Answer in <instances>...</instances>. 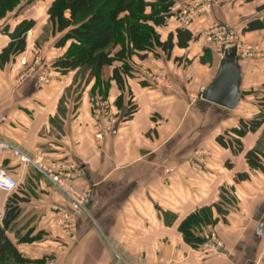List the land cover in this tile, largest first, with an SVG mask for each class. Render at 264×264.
<instances>
[{"label": "crops", "instance_id": "1", "mask_svg": "<svg viewBox=\"0 0 264 264\" xmlns=\"http://www.w3.org/2000/svg\"><path fill=\"white\" fill-rule=\"evenodd\" d=\"M198 1L173 0L172 15L156 28L163 44L173 36L171 50L133 56L123 86L114 79L119 63L104 70L107 98L98 94L94 79L82 78L85 73L53 67L69 44L57 46L62 34L43 37L47 7L0 21V56L21 22H36L21 56L0 64V139L47 168L64 167L75 188L90 189L76 219L78 239L70 244L59 225V211H71L69 198L36 166L23 171L19 213L5 236L29 264H264V170L251 169L246 160L263 138L264 124L241 139L242 150L228 143L241 120L261 114L264 29H256L255 21L264 18V0H216L210 13L185 25L181 13ZM213 22L233 28L243 47L234 59L241 73L234 110L203 99L223 61L208 38ZM40 58L48 83L33 72ZM145 74L165 83L151 87ZM130 100L135 110L127 117ZM105 122L117 133L105 132L99 141ZM221 136L227 146L218 143ZM240 174L249 177L239 181ZM224 191L232 204L222 217L214 205ZM0 194L5 214L8 196ZM206 207L218 221L202 234L214 235L217 252L206 241L194 248L180 228Z\"/></svg>", "mask_w": 264, "mask_h": 264}, {"label": "trees", "instance_id": "2", "mask_svg": "<svg viewBox=\"0 0 264 264\" xmlns=\"http://www.w3.org/2000/svg\"><path fill=\"white\" fill-rule=\"evenodd\" d=\"M29 0H0V19L17 11L19 6ZM26 4V3H25ZM173 0H55L50 8V23L54 35L62 34L57 46L68 45L65 54L53 65L66 74L81 71L95 80L94 88L99 95L107 98L110 83L104 79V70L112 67L116 62L121 66L114 70V79L121 86L127 76H131L133 68L130 61L133 56L144 59L147 53L154 51L155 46L164 50H171L173 36L166 43H161L155 27L163 26L172 15ZM264 10V6L259 11ZM70 13V17L65 16ZM18 13H16L17 15ZM15 15V17H16ZM18 16V15H17ZM152 24V25H151ZM256 29H264V18L255 21ZM35 22L23 21L11 34V43L1 53L0 64L13 60L14 62L26 50V35L33 29ZM182 34V32H180ZM154 40V41H153ZM186 43L180 41V46ZM142 53H146L143 55ZM96 93V92H95ZM127 117L134 113L132 100ZM261 114L253 120H241L239 126L232 131L230 146L242 150L241 139L249 132H256L264 124V98L259 103ZM227 133H225V136ZM225 136L217 139L222 146H227ZM237 147V148H236ZM246 160L253 170H264V135L257 147L246 154ZM16 163V164H14ZM0 166L12 173L16 178L20 176L21 165L8 157L0 160ZM20 170V171H19ZM249 176L240 174L237 180ZM8 196L5 204L4 229L0 226V264H29L30 260L23 258L10 244L5 236V230L18 216V192ZM232 204V198L223 192L221 202L214 205L217 213L225 217ZM212 207H206L189 216L181 225V232L185 241L194 248H200L205 242L203 228L213 226L218 221L213 219Z\"/></svg>", "mask_w": 264, "mask_h": 264}, {"label": "built area", "instance_id": "3", "mask_svg": "<svg viewBox=\"0 0 264 264\" xmlns=\"http://www.w3.org/2000/svg\"><path fill=\"white\" fill-rule=\"evenodd\" d=\"M214 0H199L197 4H193L188 8L184 9L182 15L186 17L183 18V22L185 25L191 24L199 14L210 13L211 11V3ZM199 5L205 6L202 7V11L195 13V8ZM209 5V6H207ZM195 6V8H193ZM206 10V11H205ZM204 11V12H203ZM208 38L210 43L213 44L216 52L225 59L227 51H234L235 54L242 49V43L239 39L236 31L225 24H220L213 22L208 29ZM39 61V60H38ZM22 64H26V60L22 61ZM37 65V62H35ZM35 69H33V72ZM40 81L48 83L47 74L44 73L39 77ZM143 80L149 83V86L153 87L156 84L158 85L160 81L165 83L160 76L153 77L151 74H145L143 76ZM109 126V127H108ZM99 132L96 135L97 140H102L104 133L108 132L111 134H116L117 132L114 129L113 123L108 122L107 127L102 128V125L99 126ZM4 157H8L13 161H18L21 165V173L18 178H16L12 173L8 172L5 168L0 166V192L5 194L6 196L12 195L17 188L20 186L23 178V171H25L29 166L34 165L38 169H40L47 177L69 198L71 203V211H59V225L64 230L67 235L70 244H73L77 241V217L86 209L87 204L90 201V189L83 188L77 189L71 183L70 173L64 171V167L57 166L53 168H47L40 164L39 162L31 159L27 154L22 152L13 144L0 139V160ZM202 162V160L200 161ZM196 169H200L199 165H196ZM4 181H9L11 183V187L4 183ZM4 214H0V218H3ZM205 241L208 242L207 246L211 251L217 252L220 250L221 246L218 242L215 241L214 235L209 233L205 236ZM52 264V263H51ZM139 264H145V262H141Z\"/></svg>", "mask_w": 264, "mask_h": 264}, {"label": "water", "instance_id": "4", "mask_svg": "<svg viewBox=\"0 0 264 264\" xmlns=\"http://www.w3.org/2000/svg\"><path fill=\"white\" fill-rule=\"evenodd\" d=\"M236 54L227 51L218 74L211 86L205 91L203 99L228 110H234L240 97L241 73L234 65Z\"/></svg>", "mask_w": 264, "mask_h": 264}, {"label": "rangeland", "instance_id": "5", "mask_svg": "<svg viewBox=\"0 0 264 264\" xmlns=\"http://www.w3.org/2000/svg\"><path fill=\"white\" fill-rule=\"evenodd\" d=\"M55 2V0H29V2L28 1H26V2H24L23 4H22V6L20 5L19 6V8H18V10L17 11H13L11 14H8L7 16H6V18L7 17H9L10 19H15L16 17H18L17 15L18 14H20L19 12H21V13H23V11H26V10H29V9H31V13H33V14H35V15H38V13H40V11H46L47 10V12H46V16H48L49 17V19H48V21H47V23H46V25L44 26V28L41 30V32L43 33L42 35H43V37L45 38V39H48V37L51 35V33H52V25H51V23H50V12H49V10H50V8L52 7V5H53V3ZM193 2V1H192ZM195 2V1H194ZM26 3V4H25ZM192 4V3H191ZM195 5L197 4V3H194ZM216 5V0H215V2H212L211 3V10L213 9V7ZM207 6H209V5H207ZM47 7V9L46 10H44V8H46ZM173 7H174V5H173ZM202 7H205V6H202V5H199V6H197L196 8H195V6L193 7V8H195V13H198V12H200V11H202L203 9H202ZM206 11V10H205ZM204 12V11H203ZM211 12V11H210ZM16 13H18L17 15H16ZM204 14H205V12H204ZM15 15H16V17H15ZM181 15H182V13H181ZM65 16L66 17H70V13L69 12H65ZM182 17L183 18H185L186 16L185 15H182ZM1 20H3V19H0V21ZM41 22H42V20H40ZM40 22V23H41ZM35 24H36V22H35ZM1 25V28H3L4 27V25L1 23L0 24ZM152 25V24H151ZM156 28L157 27H155V31H156V33L159 35V32L156 30ZM8 31V30H7ZM6 31V32H7ZM159 40H160V36H159ZM154 41V40H153ZM161 42V41H160ZM155 47H157V48H161V47H159V46H155ZM157 48H155L154 49V51L157 49ZM36 59L38 58V57H35ZM41 59V58H40ZM34 63H35V61H34ZM39 64L40 65H38V66H36L35 64L33 65V68L35 69V71L34 72H36V73H39L40 74V76H42V74H44V73H46L47 72V70H46V66H44L43 64H44V61H42V59H41V61L39 62ZM106 71V70H105ZM49 72V71H48ZM150 73V72H149ZM20 76H22V74L20 75ZM82 78H85V80H91V78L88 76V75H86V76H82ZM19 79V78H18ZM104 79H106L105 78V75H104ZM103 98V97H102ZM102 106H103V108H104V110L106 111V109H107V104H105V101H103L102 102ZM107 127V123L105 122V128ZM109 127V126H108ZM0 199H2V194H0ZM50 263H52V264H56V262L53 260V261H51Z\"/></svg>", "mask_w": 264, "mask_h": 264}, {"label": "clouds", "instance_id": "6", "mask_svg": "<svg viewBox=\"0 0 264 264\" xmlns=\"http://www.w3.org/2000/svg\"><path fill=\"white\" fill-rule=\"evenodd\" d=\"M4 183L11 187V183L9 181H4Z\"/></svg>", "mask_w": 264, "mask_h": 264}]
</instances>
